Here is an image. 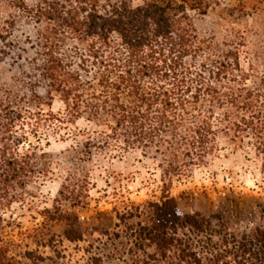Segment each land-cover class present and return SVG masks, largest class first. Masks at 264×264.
Listing matches in <instances>:
<instances>
[{
  "label": "trees",
  "instance_id": "obj_1",
  "mask_svg": "<svg viewBox=\"0 0 264 264\" xmlns=\"http://www.w3.org/2000/svg\"><path fill=\"white\" fill-rule=\"evenodd\" d=\"M3 2L13 14L5 25L14 29L23 19L37 27L31 66L46 95L22 106L0 99V210L50 174L51 159L39 154L30 135L37 137L47 122L85 119L105 131L99 138L107 147L120 143L149 154L161 171L159 195L113 210L114 227L102 241L114 247L116 264H264V228L239 236L220 215L183 213L173 192L176 179L216 157L221 136L235 149L251 140L264 155V78L242 69L239 52L219 53L199 36L193 13L203 12L202 1ZM9 37L1 29L0 40ZM56 100L62 113L51 111ZM28 114L36 118L33 134L25 131ZM81 190L64 184L53 208L41 213L52 225L65 224L69 243L84 239L78 216L64 208L85 209ZM44 238L53 244L59 237L50 226ZM0 264L21 263L0 245Z\"/></svg>",
  "mask_w": 264,
  "mask_h": 264
},
{
  "label": "rangeland",
  "instance_id": "obj_2",
  "mask_svg": "<svg viewBox=\"0 0 264 264\" xmlns=\"http://www.w3.org/2000/svg\"><path fill=\"white\" fill-rule=\"evenodd\" d=\"M147 0H132L134 7ZM203 12H194L196 29L219 53L239 52L242 69L259 71L264 78V0H201ZM0 0L1 29L12 37L0 40V99L23 105L36 97L45 99V85L39 83L31 66L36 56V30L32 21L10 23L13 14ZM33 49V50H32ZM45 113L49 111L44 108ZM64 106L56 100L54 114ZM35 111L30 114L35 115ZM26 133L36 127L30 116ZM105 132L85 119L75 125L44 123L38 136L29 140L52 161L47 177L39 176L8 210H0V245L21 264H116L114 247L102 241V234L115 224L114 208L124 204L143 205L160 194L159 162L149 154L128 150L120 143L106 146L99 135ZM91 141L92 147H86ZM84 188L78 194L85 209L64 204L78 216L84 239L79 243L64 240L65 224L45 221L41 213L51 210L64 184ZM174 195L185 214L200 212L206 217L220 215L231 230L241 235L252 227L264 228V155L258 154L251 140L235 149L226 136L218 139L216 157L206 165L190 169L176 179ZM52 226L59 238L48 243L44 238Z\"/></svg>",
  "mask_w": 264,
  "mask_h": 264
}]
</instances>
